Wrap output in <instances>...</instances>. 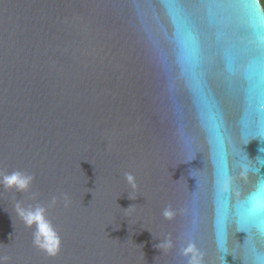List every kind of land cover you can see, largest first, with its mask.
<instances>
[{
	"label": "water",
	"instance_id": "1",
	"mask_svg": "<svg viewBox=\"0 0 264 264\" xmlns=\"http://www.w3.org/2000/svg\"><path fill=\"white\" fill-rule=\"evenodd\" d=\"M233 2L251 7L197 14L264 23L260 0ZM174 39L155 0H0V264H189V246L201 264H261L264 237L237 204L264 177V101L222 97L218 131L174 103L160 57ZM17 172L29 189L5 188ZM39 223L54 256L34 244Z\"/></svg>",
	"mask_w": 264,
	"mask_h": 264
},
{
	"label": "snow or ice",
	"instance_id": "2",
	"mask_svg": "<svg viewBox=\"0 0 264 264\" xmlns=\"http://www.w3.org/2000/svg\"><path fill=\"white\" fill-rule=\"evenodd\" d=\"M136 8L153 0H127ZM167 9L175 25L174 47L160 48L168 90L177 105L195 104L202 115L222 120L221 98H244L247 105L264 101V23L205 19L201 9L251 7L233 0H155ZM215 82V87H213ZM255 171V169H253ZM224 199L230 200L231 193ZM242 229L259 228L264 237V177L253 178L252 190L237 204ZM255 246L246 258L260 259ZM264 264V259H261Z\"/></svg>",
	"mask_w": 264,
	"mask_h": 264
},
{
	"label": "clouds",
	"instance_id": "3",
	"mask_svg": "<svg viewBox=\"0 0 264 264\" xmlns=\"http://www.w3.org/2000/svg\"><path fill=\"white\" fill-rule=\"evenodd\" d=\"M125 178L129 182V184L135 187V177L131 173H127L125 175ZM33 180L34 177L30 175H24L19 172L13 173L12 175H3L2 177V182L6 189L10 188V189H15L17 191L22 189L23 190L29 189ZM19 215L20 218L25 222L26 226H31L32 224L41 220L42 210L41 212H37L35 215H33L32 213H26L23 209H20ZM163 215L165 216V218L171 219L173 213L170 209H166ZM41 234H43L44 237H47L46 243H42ZM33 235H34V244L45 249L50 255L54 256L59 252L60 249L59 238L43 223L38 224L37 230L36 232H34ZM156 247L158 249L163 248L167 250L171 248L172 245L170 241H164L158 243ZM182 254L186 258L191 257V259L189 260V264H201L200 254L196 251L194 246H189L188 248L183 249Z\"/></svg>",
	"mask_w": 264,
	"mask_h": 264
},
{
	"label": "trees",
	"instance_id": "4",
	"mask_svg": "<svg viewBox=\"0 0 264 264\" xmlns=\"http://www.w3.org/2000/svg\"><path fill=\"white\" fill-rule=\"evenodd\" d=\"M260 1H261L262 5H263V8H264V0H260Z\"/></svg>",
	"mask_w": 264,
	"mask_h": 264
}]
</instances>
